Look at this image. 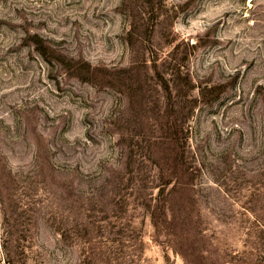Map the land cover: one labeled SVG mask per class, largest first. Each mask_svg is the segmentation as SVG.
<instances>
[{
    "label": "rangeland",
    "instance_id": "374dc122",
    "mask_svg": "<svg viewBox=\"0 0 264 264\" xmlns=\"http://www.w3.org/2000/svg\"><path fill=\"white\" fill-rule=\"evenodd\" d=\"M176 123L199 263L264 264V0H0V264H186L141 206Z\"/></svg>",
    "mask_w": 264,
    "mask_h": 264
},
{
    "label": "trees",
    "instance_id": "16d2710c",
    "mask_svg": "<svg viewBox=\"0 0 264 264\" xmlns=\"http://www.w3.org/2000/svg\"><path fill=\"white\" fill-rule=\"evenodd\" d=\"M80 65L81 64H78V67L73 68L78 70L80 74H83L85 71L88 80L91 83H96L98 78L97 74L98 72H102V69H92L88 65H84L83 68V66ZM102 80L110 85L112 84L111 82L116 79ZM164 91L171 97L169 86L166 85ZM167 132L169 136H165V139L163 137L165 141L164 144L167 146V155L162 160V165L159 166L160 173L157 179H155L156 185L161 186L162 191L154 198L153 189H155V185L147 189L146 192L141 195V206L151 219L156 241L161 237H165L167 243L171 245L174 251L176 253L178 252V254L185 259L186 264H201V262L199 263L201 257H198L200 249L193 240L190 241L191 233L186 226L187 219H189L190 215L182 222V216L186 212V204L190 205L191 195L194 189L193 172L186 162L180 126L176 123L174 127H169ZM168 188L171 189L166 190ZM177 195H180L178 198L180 208L178 210L175 209L176 206L174 205V200ZM174 246H178L179 250ZM201 256L204 257V255Z\"/></svg>",
    "mask_w": 264,
    "mask_h": 264
}]
</instances>
